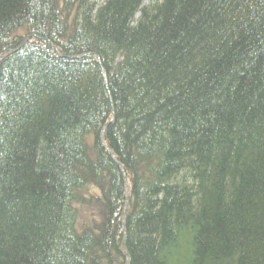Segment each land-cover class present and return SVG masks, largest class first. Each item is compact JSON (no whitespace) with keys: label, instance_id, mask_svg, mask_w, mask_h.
Returning <instances> with one entry per match:
<instances>
[{"label":"trees","instance_id":"trees-1","mask_svg":"<svg viewBox=\"0 0 264 264\" xmlns=\"http://www.w3.org/2000/svg\"><path fill=\"white\" fill-rule=\"evenodd\" d=\"M0 264H264V0H0Z\"/></svg>","mask_w":264,"mask_h":264},{"label":"rangeland","instance_id":"rangeland-1","mask_svg":"<svg viewBox=\"0 0 264 264\" xmlns=\"http://www.w3.org/2000/svg\"><path fill=\"white\" fill-rule=\"evenodd\" d=\"M148 1H150V0H148Z\"/></svg>","mask_w":264,"mask_h":264}]
</instances>
